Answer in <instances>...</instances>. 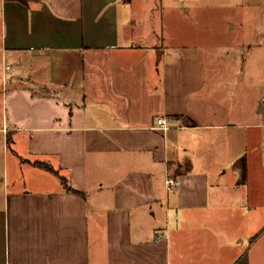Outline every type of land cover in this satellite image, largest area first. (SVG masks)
I'll return each mask as SVG.
<instances>
[{
	"label": "crops",
	"instance_id": "crops-1",
	"mask_svg": "<svg viewBox=\"0 0 264 264\" xmlns=\"http://www.w3.org/2000/svg\"><path fill=\"white\" fill-rule=\"evenodd\" d=\"M172 1L0 0V264H264V105L208 71L248 21L264 52V0L220 2L219 42Z\"/></svg>",
	"mask_w": 264,
	"mask_h": 264
},
{
	"label": "rangeland",
	"instance_id": "rangeland-1",
	"mask_svg": "<svg viewBox=\"0 0 264 264\" xmlns=\"http://www.w3.org/2000/svg\"><path fill=\"white\" fill-rule=\"evenodd\" d=\"M141 1L144 5H153L159 13H163L156 14L157 17L168 15L164 14V11H171L174 6L173 3L175 2L172 0ZM223 1L225 0H208L211 4L210 11H206V16L209 20L206 24H203L201 31L207 32L211 37V41L216 40V42H219L221 38V18L224 14H220L223 11L219 8L222 7L223 3L220 2ZM196 24L197 22H195V26ZM252 24V21L251 24L250 21H248V25H246L247 30H245L244 47L242 51L236 49L235 52L228 57L225 52L220 53L219 56L208 53L210 56L208 58V71L211 74H216H214V77L210 81V85L213 84V87L216 86L217 91H220V94L226 97L229 108H233L236 103L238 109L242 108L244 111L248 109L259 111L262 106L261 104L264 105V52L254 50L253 47L251 48L250 46L251 40L254 39V35L250 33V31H253L251 29ZM236 39H238V37ZM214 58H216L217 61ZM11 73L4 59L0 57V84L4 82L6 86L7 83L10 82ZM215 80L217 82L214 83ZM260 116L264 118V108L259 112V117ZM242 119L244 121L246 118Z\"/></svg>",
	"mask_w": 264,
	"mask_h": 264
},
{
	"label": "built area",
	"instance_id": "built-area-1",
	"mask_svg": "<svg viewBox=\"0 0 264 264\" xmlns=\"http://www.w3.org/2000/svg\"><path fill=\"white\" fill-rule=\"evenodd\" d=\"M158 126L159 128L163 130L169 129L167 120L165 118L158 119ZM181 180L180 178L172 175H168L166 178V189L168 192H174L181 186Z\"/></svg>",
	"mask_w": 264,
	"mask_h": 264
},
{
	"label": "trees",
	"instance_id": "trees-1",
	"mask_svg": "<svg viewBox=\"0 0 264 264\" xmlns=\"http://www.w3.org/2000/svg\"><path fill=\"white\" fill-rule=\"evenodd\" d=\"M17 1H20V2H22V3L26 4V5H28L30 0H17ZM39 164H40L41 166H44V165L41 164V163H39ZM45 167L48 168L49 166H46V165H45ZM48 169H52V168L49 167ZM52 170H53V169H52ZM62 181H63L64 185L66 186V188H67L68 190H71V188H70L69 185H68L67 180H66L65 178H63Z\"/></svg>",
	"mask_w": 264,
	"mask_h": 264
}]
</instances>
